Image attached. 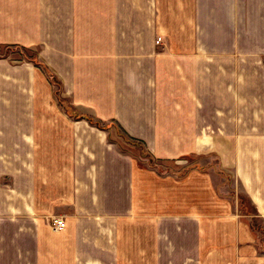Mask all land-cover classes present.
<instances>
[{
    "label": "crops",
    "instance_id": "1",
    "mask_svg": "<svg viewBox=\"0 0 264 264\" xmlns=\"http://www.w3.org/2000/svg\"><path fill=\"white\" fill-rule=\"evenodd\" d=\"M0 47L66 102L0 56V264H264V0H0Z\"/></svg>",
    "mask_w": 264,
    "mask_h": 264
},
{
    "label": "rangeland",
    "instance_id": "2",
    "mask_svg": "<svg viewBox=\"0 0 264 264\" xmlns=\"http://www.w3.org/2000/svg\"><path fill=\"white\" fill-rule=\"evenodd\" d=\"M0 56H4V57H12L15 60H31V62L34 64L35 62H38L37 60H35V52L32 50H21V49H14V48H7V47H0ZM38 67H35L40 69L44 74L47 73L44 69V67L40 64V62H38ZM48 74V73H47ZM48 79L50 80V83L54 86V97L56 99V101L58 102V105H60L62 108H64V106H66V102L64 100H62L59 97V85L58 82L52 78L49 74H48ZM128 144H131L133 146H135V149H133L134 151V155L136 157H141L144 160H148V165L150 166H154V162L147 156H145V154H139V144L138 142L135 141H131V140H127ZM240 197V196H239ZM242 198V199H240ZM239 202H240V207L242 209V211L248 215H254V217H252V225L254 227V231L257 233V235L259 236V246L261 248V251L264 253V223L260 218L255 217V213L253 214V209L252 207L249 205L248 201L246 200V198L244 197H240ZM54 218H60V217H50L48 220V225L51 228V221ZM63 219V218H61ZM64 220V219H63Z\"/></svg>",
    "mask_w": 264,
    "mask_h": 264
},
{
    "label": "built area",
    "instance_id": "3",
    "mask_svg": "<svg viewBox=\"0 0 264 264\" xmlns=\"http://www.w3.org/2000/svg\"><path fill=\"white\" fill-rule=\"evenodd\" d=\"M51 228L53 231H61L65 228V221L61 218H54L51 221Z\"/></svg>",
    "mask_w": 264,
    "mask_h": 264
},
{
    "label": "trees",
    "instance_id": "4",
    "mask_svg": "<svg viewBox=\"0 0 264 264\" xmlns=\"http://www.w3.org/2000/svg\"><path fill=\"white\" fill-rule=\"evenodd\" d=\"M34 65H35L36 67H38L39 64H38V62H35V61H34ZM89 123L92 124L93 122H92L91 120H89ZM240 197H242V196H240ZM240 197H239V198H240ZM240 199H242V198H240Z\"/></svg>",
    "mask_w": 264,
    "mask_h": 264
}]
</instances>
